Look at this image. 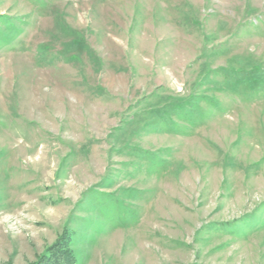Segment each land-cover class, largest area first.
I'll return each instance as SVG.
<instances>
[{
    "label": "rangeland",
    "instance_id": "obj_1",
    "mask_svg": "<svg viewBox=\"0 0 264 264\" xmlns=\"http://www.w3.org/2000/svg\"><path fill=\"white\" fill-rule=\"evenodd\" d=\"M264 264V0H0V264Z\"/></svg>",
    "mask_w": 264,
    "mask_h": 264
},
{
    "label": "trees",
    "instance_id": "obj_2",
    "mask_svg": "<svg viewBox=\"0 0 264 264\" xmlns=\"http://www.w3.org/2000/svg\"><path fill=\"white\" fill-rule=\"evenodd\" d=\"M53 264H55V262H54ZM56 264H57V263H56ZM59 264H61V263L59 262Z\"/></svg>",
    "mask_w": 264,
    "mask_h": 264
}]
</instances>
